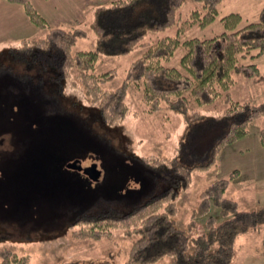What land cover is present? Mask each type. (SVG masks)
<instances>
[{"label":"rangeland","instance_id":"374dc122","mask_svg":"<svg viewBox=\"0 0 264 264\" xmlns=\"http://www.w3.org/2000/svg\"><path fill=\"white\" fill-rule=\"evenodd\" d=\"M107 1L94 0L95 5ZM263 4L264 0H222L215 18L200 26L190 24L188 18L190 10L201 8V3L185 0L176 10L171 26L149 31L141 44L127 53L99 55L95 71L112 70L113 77L104 85L115 88L123 80L129 63L157 39L174 34L181 40L211 37L225 30L219 19L222 15L239 12L238 27L255 19ZM94 6L81 11L69 24L53 25L87 23ZM41 15L51 24L49 18ZM37 28L39 32L34 37L45 33ZM87 31L86 37L77 39L73 51L94 47V33L89 28ZM18 40H0V249L14 250L27 264H121L127 259L134 236L114 228L109 236L80 238L73 235L69 223L97 200L126 207L140 200L145 190L160 187V180L146 172L137 156H175L187 163L203 160L224 128L225 95L199 107L205 117L187 126L170 109L150 110L142 89L132 83L126 91L125 115L115 124L104 126L97 121L96 109L88 104L82 90L67 84L61 89V81L50 65H44L42 60L20 58L7 50ZM183 52L184 47L179 44L161 63L185 72L180 65ZM239 62H255L258 76H264V53L253 58L240 57ZM234 76L235 82L227 89L232 99H264V80L256 81L242 74ZM78 123L94 127L100 139ZM262 127L264 117L254 119L249 132L225 145L212 167L192 173L189 185L176 198L177 226L190 234L203 231V217L197 219L194 228H187L201 190L234 170L237 171L226 195L236 199L241 209L264 206V145L259 141ZM68 141L73 143L67 145ZM73 158H78L81 165L96 163L99 178L91 180L81 170L66 168L65 163ZM208 214L215 215L217 221L225 217L214 205ZM47 236L50 238L45 239ZM263 241L264 220L258 227L237 235L231 264H264ZM168 260L165 256L150 264H166Z\"/></svg>","mask_w":264,"mask_h":264},{"label":"trees","instance_id":"16d2710c","mask_svg":"<svg viewBox=\"0 0 264 264\" xmlns=\"http://www.w3.org/2000/svg\"><path fill=\"white\" fill-rule=\"evenodd\" d=\"M10 1L20 3L31 22L45 33L21 38L7 50L20 58L42 60L44 65H50L61 81V89L67 84L82 90L88 104L96 109L97 121L104 126L115 124L125 115L128 109L126 91L132 83L140 86L150 110L170 109L179 114L187 126L205 117L199 107L225 95L224 128L203 160L187 163L175 156H137L146 172L157 177L162 185L145 190L140 200L126 207L113 201L97 200L75 215L69 228L80 238L109 236L114 228L134 236L127 259L121 264H150L165 256L169 257L166 264H231L237 235L258 227L264 220V206L241 209L236 199L226 195L237 170L228 177L215 179L201 190L198 204L187 221V228L192 229L197 219L203 217L204 230L200 233L190 234L175 224L176 198L187 188L195 170L212 167L225 145L247 134L254 119L264 117V99L259 102L232 99L227 91L235 82V74L264 80V76H258L255 62H239L240 57L253 58L264 53V4L255 19L238 27L239 12L222 15L219 19L225 30L211 37L193 36L181 40L174 34L157 39L129 63L118 86L106 88L104 84L114 72L95 71L99 55L127 53L141 44L149 31L171 26L176 10L185 0H108L92 8L87 23L70 27L50 24L29 0ZM195 1L201 3V8L191 9L188 21L204 26L215 18L222 0ZM87 28L94 33V47L73 51L77 39L87 36ZM179 44L184 47L180 65L185 72L161 63V59L169 58ZM78 125L100 139L94 127ZM259 141L264 145V127L259 129ZM70 144L68 141L67 145ZM63 161L59 163L61 166ZM211 205L225 217L217 221L215 215L208 214ZM0 264L27 262L14 250L1 248Z\"/></svg>","mask_w":264,"mask_h":264},{"label":"crops","instance_id":"0c3cea01","mask_svg":"<svg viewBox=\"0 0 264 264\" xmlns=\"http://www.w3.org/2000/svg\"><path fill=\"white\" fill-rule=\"evenodd\" d=\"M33 7L49 18L51 24L71 23L81 11L94 6V0H29ZM39 32L18 2L0 0V40L29 38Z\"/></svg>","mask_w":264,"mask_h":264},{"label":"water","instance_id":"95a60500","mask_svg":"<svg viewBox=\"0 0 264 264\" xmlns=\"http://www.w3.org/2000/svg\"><path fill=\"white\" fill-rule=\"evenodd\" d=\"M65 167L69 169L81 170L91 180H97L100 176V170L94 162H91L89 165L82 166L79 163L78 158H73L65 163Z\"/></svg>","mask_w":264,"mask_h":264},{"label":"flooded vegetation","instance_id":"af4514ba","mask_svg":"<svg viewBox=\"0 0 264 264\" xmlns=\"http://www.w3.org/2000/svg\"><path fill=\"white\" fill-rule=\"evenodd\" d=\"M86 165H88V164H85V165H82V166H86Z\"/></svg>","mask_w":264,"mask_h":264}]
</instances>
